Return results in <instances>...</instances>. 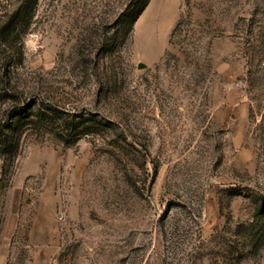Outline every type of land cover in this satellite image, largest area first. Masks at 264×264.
Instances as JSON below:
<instances>
[{
	"label": "rangeland",
	"instance_id": "rangeland-1",
	"mask_svg": "<svg viewBox=\"0 0 264 264\" xmlns=\"http://www.w3.org/2000/svg\"><path fill=\"white\" fill-rule=\"evenodd\" d=\"M136 1L0 0V264H264V0Z\"/></svg>",
	"mask_w": 264,
	"mask_h": 264
},
{
	"label": "trees",
	"instance_id": "trees-1",
	"mask_svg": "<svg viewBox=\"0 0 264 264\" xmlns=\"http://www.w3.org/2000/svg\"><path fill=\"white\" fill-rule=\"evenodd\" d=\"M147 0H141V1H136L133 2L132 5L130 6V8H128V11H130V13H133V17L131 18V20L133 18H135V15L138 14V12H140V10L143 8V6L146 4Z\"/></svg>",
	"mask_w": 264,
	"mask_h": 264
},
{
	"label": "bare ground",
	"instance_id": "bare-ground-1",
	"mask_svg": "<svg viewBox=\"0 0 264 264\" xmlns=\"http://www.w3.org/2000/svg\"><path fill=\"white\" fill-rule=\"evenodd\" d=\"M163 15H164V13H163ZM162 16V15H161ZM163 18V17H162Z\"/></svg>",
	"mask_w": 264,
	"mask_h": 264
}]
</instances>
